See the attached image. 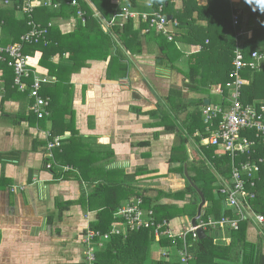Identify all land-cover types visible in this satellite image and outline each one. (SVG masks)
<instances>
[{
  "label": "trees",
  "instance_id": "16d2710c",
  "mask_svg": "<svg viewBox=\"0 0 264 264\" xmlns=\"http://www.w3.org/2000/svg\"><path fill=\"white\" fill-rule=\"evenodd\" d=\"M27 1L0 0V46L5 48L20 42V37L33 29L45 31L36 41L23 44L22 51L32 58L36 56L38 65L56 79L52 86L45 84L42 91V96L50 100L48 118L38 120L33 113H29V107L33 103L29 98L32 79L26 80V90L21 94L13 85L14 74L8 67L7 56L3 55L5 62H0V66L8 68L4 74L5 90H13L23 103L27 102L26 112L19 114L22 121L32 122V125L36 122L48 127L50 137L47 142L54 137L71 134L65 146L61 145L54 151L55 155H67L69 169L61 172L59 177L65 181L77 180L86 183L90 191L89 194L82 193L78 201L65 203L64 206L81 205L83 210L95 211L96 218L90 224V230L101 234L109 233L114 214L121 203L136 195L141 196L143 200L142 209L152 211L156 224L163 225L181 218L191 220L196 217L201 199L188 182L181 192H159L155 198L144 197L139 189L129 185H112L109 179L111 173L106 171L105 163L111 161L113 154L106 158L104 153H86L89 147L84 146L73 128L74 116L68 103L73 94L71 75L89 68L90 62L107 63V80L125 79L132 66L130 57L142 55L144 48L152 52L153 48L158 54L156 60H160L159 64L155 62L157 68L176 70L183 58L176 44L182 43L200 46L201 50L187 58L182 86L171 88L164 100L158 102L156 108L145 115L158 119L155 126L163 128L165 133L175 134L176 140L169 163L179 164V167L171 172L180 173L184 177L186 164L189 179L205 200L201 221L237 218L232 210L225 207L219 189L230 181L233 166L238 167L246 161L256 162L264 159V143L256 140L252 131L242 134L255 140L254 152L239 155L234 159L217 147L202 144V139L214 133L218 125V120H214L212 125L205 124L202 113L206 106L204 102L208 100L211 106L227 104L223 99L228 97L225 84L232 70L236 32L232 27L231 15L235 11L231 8L230 0H208L204 6L198 5L196 0H180L178 8L174 4L176 0H126L123 4L120 0H74L76 6H70L73 0H42L58 6L54 8L42 5L34 8L29 15L23 12ZM138 1L145 3L146 9L138 10L141 13H157L161 8L160 13L164 18L170 17L178 23L179 33H175L172 41H168L150 27L149 20H140L135 24L129 19L122 31L114 24L108 27V23H111L113 16L118 14L122 7L137 10ZM147 3H150L152 8H148ZM78 12L82 13L83 20L78 17ZM56 18L67 22L75 20L72 31L64 35L60 32L58 24L49 27ZM239 23L241 24L240 19ZM247 25L252 30V37L244 43L243 51L249 58L251 52L264 50V13L257 9ZM143 31L146 33L143 34ZM241 75L249 81L241 90L242 104L254 105L263 101L264 66L260 71L244 70ZM217 85H221L224 98L211 95L210 91ZM187 93L193 97L187 99ZM68 148H73L76 156L70 154ZM189 149L192 158L189 156ZM90 156H93L94 161H98V171L92 172L91 177L85 169L90 166ZM100 161H103V164H100ZM64 165L66 166L65 162ZM251 182L254 186H246L247 191L254 195V199L249 201L251 208L254 213L264 216L263 165L261 173ZM186 195L190 196V200L182 207L159 203L165 198L182 201ZM250 224V221H240L237 230L227 228L224 233L208 228L202 240L198 237L194 239L192 235H187L185 241L162 236L156 242L152 228L131 232L126 238L112 236L95 252L93 264H148L154 255L157 257L156 254H160L159 251L153 252V248L157 246L169 255L165 258L160 254L164 259L157 257L152 260V264H179L177 256L184 249V245L185 250L193 257L190 264H264V226L261 228L263 240L259 236L252 239L248 230ZM223 234L225 237H222ZM223 239L228 240V243Z\"/></svg>",
  "mask_w": 264,
  "mask_h": 264
},
{
  "label": "crops",
  "instance_id": "0c3cea01",
  "mask_svg": "<svg viewBox=\"0 0 264 264\" xmlns=\"http://www.w3.org/2000/svg\"><path fill=\"white\" fill-rule=\"evenodd\" d=\"M124 1L120 0V3ZM196 1L198 5L204 6L208 0ZM244 1L230 0L232 10L239 14L241 20L239 30L243 34L239 41L242 46L252 37V30L247 23L256 11ZM174 4L178 8L180 0ZM137 6V10L146 9L142 1H138ZM61 20L56 18V24L60 32L66 35L72 30L70 25H75V20ZM62 27H65L67 33L62 32ZM168 29L172 37L179 33L177 27L169 26ZM248 33L250 38L246 37ZM176 46L180 51V46L183 47V58L178 68L155 69L152 80L163 81L165 73L161 70L176 71L183 75L187 58L201 50L200 46L182 43ZM151 50V53L146 54L145 50L142 55L130 59L132 66L125 79L107 80V63L90 62L89 68L71 75L73 94L68 103L74 116L73 128L84 146L89 147L86 153H104L106 158L113 154L111 161L105 163L106 171L111 173L109 179L112 185H129L139 189L144 197L155 198L159 192L174 194L183 191L187 181L180 173L171 172L179 167V164L169 163L175 134L165 133L163 128L155 126L158 119L145 115L154 110L158 102L163 101L149 82L147 85V65L152 64L153 59L160 63L156 60V50ZM31 59V68L39 76L49 78L51 82L46 85L52 86L55 77L49 76L47 70L38 65L36 56ZM7 71L8 68L0 66V264H83L86 250L84 236L90 230L96 212L83 210L81 205L67 207L64 204L78 201L82 193L89 194V185L77 180L65 181L59 177L61 172L69 169L67 155H55L56 148L50 152L46 150L48 127L22 121L19 114L26 112L27 102L23 103L12 89L11 92L5 90L4 74ZM245 81L247 86L249 81ZM44 87L41 88V96ZM25 90L26 84L23 92L17 89L21 94ZM261 102L264 100L254 104ZM29 113L32 114L30 110ZM54 138H61V145L65 146L71 134ZM68 152L76 156L73 148H68ZM191 154L189 149L192 158ZM92 157L88 161L90 166L85 168L90 177L92 172L98 171V161ZM189 200L190 196L186 195L182 201L165 198L159 203L182 207ZM186 220L189 219L173 220L169 228L178 231L184 228ZM261 228V225L251 222L248 230L252 239L257 236L262 239ZM222 237H225L224 234ZM262 250L264 254V240ZM153 252L156 249L153 248Z\"/></svg>",
  "mask_w": 264,
  "mask_h": 264
},
{
  "label": "built area",
  "instance_id": "2783aa9c",
  "mask_svg": "<svg viewBox=\"0 0 264 264\" xmlns=\"http://www.w3.org/2000/svg\"><path fill=\"white\" fill-rule=\"evenodd\" d=\"M50 7L53 4L50 1L42 0H28L23 6V12L29 15L34 8L42 6ZM71 6H76V1H72ZM58 6V5H57ZM57 6H53L57 8ZM148 8H152L150 3H147ZM161 8L157 13H137L131 11L126 7H122L120 12L113 16V19L109 25L113 26L117 22H127L129 19H140L146 22L149 20L150 27L161 33L167 38L168 41H172V35L168 29L169 26L177 27L176 21H168L161 15ZM79 18L82 19V13L78 12ZM83 20V19H82ZM239 14L233 13L232 15V27L236 30L235 33V47L233 50L232 70L228 75V81L225 84L228 97L225 99L223 89L220 86H216L212 89V95L222 97L223 102L226 105L217 106H205L203 109V117L205 124L212 125L214 120H218L217 129L208 138L202 139V144L205 146L217 147L224 153L230 155L232 159L239 155H246L253 153V149L256 145L255 140H251L242 135L249 131H252L255 135V139L264 143V102L257 105L242 104L240 101L241 90L245 86L246 81L242 78V72L244 70L259 71L264 65V50H255L250 53V57L247 59L243 51V44L239 41L243 32L238 30L239 26ZM52 23L49 24V27ZM238 31V33H237ZM63 33L67 31L62 30ZM45 31L31 30L20 37V42L11 46L2 48L0 46V62H5L4 56H7L9 61L7 62L14 74V85L20 92L24 91L26 80L32 79V84L29 89V97L33 100V103L29 110L36 116L38 120L46 119L49 117V98L42 97L40 94L41 88L51 82L49 78L41 77L35 72L31 66V57L24 54L22 51L23 44H29L32 41H36ZM201 49V47L199 48ZM31 77V78H30ZM47 139L50 137V133L46 134ZM61 146V138H54L47 142L46 150L50 152L55 148ZM264 166V159L255 161H246L238 167L233 166L231 179L225 186L219 189V195L224 200V205L227 209L233 211L237 218H222L219 221H201L196 222V226H193L192 219L186 220L184 228H180L178 231H174L169 228V223H163L159 225L155 223L152 211H145L142 209V200L139 197H132L122 204L114 214V222L111 225V229L107 234H101L92 230H87L84 236V243L86 245L85 260L86 264H93L95 261V252L100 249L106 241L112 236H121L126 238L127 235L134 231L142 229H154L156 242L162 237L167 236L169 239L180 238L185 241L187 235H192L194 239H197V229L205 230L208 228L218 229L224 233L227 228L232 230L238 229L240 221H250L254 224L264 226V216L253 212L250 200L254 199V195L247 191L246 186H254L251 180L254 177H258L261 173V166ZM50 169V166H47ZM226 243L228 240H224ZM95 246V247H94ZM165 258H168V253L156 247L158 252ZM193 257L188 251L184 249L178 253L177 261L179 264H190Z\"/></svg>",
  "mask_w": 264,
  "mask_h": 264
},
{
  "label": "rangeland",
  "instance_id": "374dc122",
  "mask_svg": "<svg viewBox=\"0 0 264 264\" xmlns=\"http://www.w3.org/2000/svg\"><path fill=\"white\" fill-rule=\"evenodd\" d=\"M126 1V0H125ZM125 1L123 2V3H125ZM243 3H245V1L243 2ZM130 10V9H129ZM131 11H133V10H131ZM137 13H139V14H141V12L140 11H138V10H135ZM22 12V11H21ZM23 13V12H22ZM79 17V16H78ZM81 18V17H80ZM61 21H64L63 19L61 20ZM133 21H137L138 23H139V21H140V19H135V20H133ZM57 22H56V20H53L52 21V25H54V24H56ZM127 22H123V23H120V22H117V23H115V24H118V25H115V26H117L118 28H119V30L120 31H122V28H123V26L126 24ZM71 27H72V29H73V27H74V25H70ZM111 25H109V23H108V27H110ZM136 27H138V25H136ZM62 30H64L65 31V27H62ZM72 31V30H71ZM70 32V31H69ZM68 32V33H69ZM143 34H145L146 32L145 31H143L142 32ZM236 33V32H235ZM237 33H238V31H237ZM246 37L248 38H250V34L248 33V34H246ZM180 48H181V51L177 48V50L181 53V52H183V47L182 46H180ZM145 48H144V51L143 52H145ZM146 54L147 53H151V52H148V50H146V52H145ZM130 59H133L132 57H130ZM137 60V59H136ZM185 62V61H184ZM32 64V63H31ZM148 66V70H146L145 72H146V79H147V85H148V82H149V84H151V86L157 91V95L159 96V97H161L162 98V100H164V98L167 96V94H168V91L171 89V88H178V87H181L182 85V83H183V79H184V76L183 75H181V74H178L176 71L174 72V71H170V72H168V71H166V70H161L163 73H165V75H164V79H163V81H154V80H152L153 79V77H154V72H155V69L157 70V69H159V68H157L156 67V65H155V59H153V62H152V64H150V65H147ZM147 77H149L151 80H149L148 81V78ZM158 84H157V83ZM149 86V85H148ZM218 86H220V85H217V87ZM191 97H193L192 95H190V94H188L187 93V95H186V98L187 99H191ZM189 147V146H188ZM191 151V150H190ZM186 180V179H185ZM95 247V246H94ZM154 249H156V247H154ZM156 253H158V252H156ZM156 256L159 258V259H161V260H163L164 258L160 255V254H156ZM154 258H151V260L149 261V263L148 264H152L151 262H152V260H154L155 258H157V257H155V255L153 256Z\"/></svg>",
  "mask_w": 264,
  "mask_h": 264
},
{
  "label": "water",
  "instance_id": "95a60500",
  "mask_svg": "<svg viewBox=\"0 0 264 264\" xmlns=\"http://www.w3.org/2000/svg\"><path fill=\"white\" fill-rule=\"evenodd\" d=\"M168 20L170 21L171 18L169 17ZM158 62H160V61L158 60ZM204 105H206V106L209 105V101L206 100L204 102ZM184 177L187 180V182L197 191V193H198V195H199V197L201 199V202H200V204L198 205V208H197V215H196L195 218L192 219L193 226H196V222L200 219V217L202 215V208H203V206L205 204V200L203 198L202 193L197 189V187L189 179L188 174H187V170H186V165H184ZM196 234H197V237H198L199 240H202V239L205 238V233H204V231L202 229H197Z\"/></svg>",
  "mask_w": 264,
  "mask_h": 264
},
{
  "label": "clouds",
  "instance_id": "9594fccd",
  "mask_svg": "<svg viewBox=\"0 0 264 264\" xmlns=\"http://www.w3.org/2000/svg\"><path fill=\"white\" fill-rule=\"evenodd\" d=\"M246 3L253 6V11L259 10L264 13V0H245Z\"/></svg>",
  "mask_w": 264,
  "mask_h": 264
}]
</instances>
